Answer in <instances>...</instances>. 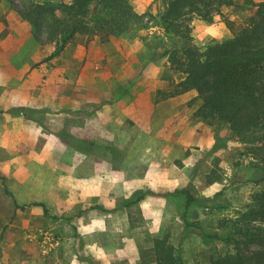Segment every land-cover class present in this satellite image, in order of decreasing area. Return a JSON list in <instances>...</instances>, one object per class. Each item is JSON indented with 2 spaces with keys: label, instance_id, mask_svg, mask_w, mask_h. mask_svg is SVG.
Segmentation results:
<instances>
[{
  "label": "rangeland",
  "instance_id": "rangeland-1",
  "mask_svg": "<svg viewBox=\"0 0 264 264\" xmlns=\"http://www.w3.org/2000/svg\"><path fill=\"white\" fill-rule=\"evenodd\" d=\"M23 1L43 0L0 3V264H155L164 234L184 264L233 251L213 235L229 234L223 217L262 186L264 161L229 127L192 118L196 91L162 98L182 74L163 54L171 37L158 3L131 0L143 28L107 42L76 35L73 45L100 46L98 63L54 64L53 43L18 13ZM241 17L234 7L193 16L194 43L231 38L227 20ZM15 45L19 62H2ZM213 170L223 180L209 184ZM184 188L197 198L187 210Z\"/></svg>",
  "mask_w": 264,
  "mask_h": 264
},
{
  "label": "trees",
  "instance_id": "trees-1",
  "mask_svg": "<svg viewBox=\"0 0 264 264\" xmlns=\"http://www.w3.org/2000/svg\"><path fill=\"white\" fill-rule=\"evenodd\" d=\"M154 2L158 3L162 26L171 37L170 47L163 54L174 73L182 74L178 82L173 77L167 79L170 86L161 90L162 98L196 91L199 105L192 118L204 121L216 133L229 127L233 137L248 144L249 151L264 161V0ZM222 7H234L242 12L241 21L227 20L232 37L210 43L201 51L193 41L190 21L193 16L212 21ZM17 10L35 27L36 33H44L46 40L54 44L46 59L59 55L78 34L98 35L102 42H107L144 27L142 15L131 0L23 1ZM260 170L262 176L258 182L262 186L252 194L250 202L236 214L223 217L225 227H230L229 234L213 235L232 243L233 251L213 255L208 264H264V163ZM222 180L223 173L215 170L208 176L209 184ZM176 192L185 195L186 210L197 201L189 188ZM146 193L168 195L151 189ZM34 204L16 203V206L24 209ZM152 251L155 264H184L168 234L154 238Z\"/></svg>",
  "mask_w": 264,
  "mask_h": 264
},
{
  "label": "crops",
  "instance_id": "crops-1",
  "mask_svg": "<svg viewBox=\"0 0 264 264\" xmlns=\"http://www.w3.org/2000/svg\"><path fill=\"white\" fill-rule=\"evenodd\" d=\"M52 47L54 49V44L52 45ZM99 50H101L100 46H97V44H95V41H92V45L90 46H86L81 43L80 44L77 43L76 45L75 44L73 45V43H69L62 51L63 53L61 52L59 55L54 57V60L52 58V60L54 61V64H74V62L78 64H83V63L96 64L99 62L98 60H96L97 56H100L98 52ZM1 51H6V55L3 58L2 62L10 61L13 58H16V60L19 62L20 45H15L13 47L12 46L2 47ZM41 54H42L41 49L37 48L34 53L30 54L31 59H33L35 56L37 58L41 57ZM56 60H58V62ZM66 100L67 99H65V101Z\"/></svg>",
  "mask_w": 264,
  "mask_h": 264
}]
</instances>
